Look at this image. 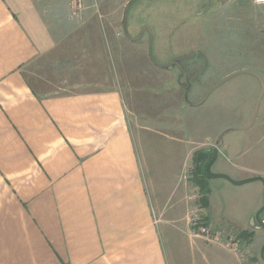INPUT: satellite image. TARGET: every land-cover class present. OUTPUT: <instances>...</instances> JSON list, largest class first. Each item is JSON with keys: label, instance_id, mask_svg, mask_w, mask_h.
<instances>
[{"label": "crops", "instance_id": "0c3cea01", "mask_svg": "<svg viewBox=\"0 0 264 264\" xmlns=\"http://www.w3.org/2000/svg\"><path fill=\"white\" fill-rule=\"evenodd\" d=\"M78 1L82 10L71 15L70 0H0V264H171L161 224L174 233L171 247L176 248L178 235L200 253L205 241L190 237L186 224L187 210L194 203L199 205L201 195L191 181L193 176H188L194 165L207 164L216 148L214 163L219 161V167L215 172L210 169L214 174L235 182L264 180V169L243 158L250 148L237 144L243 138L224 146L221 137L226 132L213 142L206 141L211 147L199 143V149L187 148L173 137L180 160L178 174L173 176L176 185L168 188L174 179L166 172L161 152L165 159L176 151L164 142L171 141L169 122L154 127L148 123L154 119L138 118L128 107L118 86V53L113 49L111 57L107 45L116 47L117 38L110 34L114 31L106 35L99 24L89 29L101 18L96 6L103 0ZM227 1L236 12L257 4L253 0L223 2ZM113 2L126 6L129 0ZM181 80L186 101V84ZM206 94L194 103L202 104ZM254 119L229 130L248 129ZM225 148L229 163L220 158ZM189 154L191 162H187ZM209 180L226 181L229 191L260 182L264 192L261 180L235 185L207 177L208 205L202 215L224 235L227 229L229 234L264 230L254 226L260 202L253 198L246 201V224L237 232L231 231L235 228L230 224L224 227L225 216L217 218L211 202ZM170 202L171 207L184 209L178 228L174 210L165 214L163 209ZM232 215L229 212V219L235 221ZM252 240L243 242L248 247ZM176 259L180 264L179 255Z\"/></svg>", "mask_w": 264, "mask_h": 264}, {"label": "rangeland", "instance_id": "374dc122", "mask_svg": "<svg viewBox=\"0 0 264 264\" xmlns=\"http://www.w3.org/2000/svg\"><path fill=\"white\" fill-rule=\"evenodd\" d=\"M124 6L115 5L113 0H103L102 5L96 6L101 18L89 29H97L100 25V31H104L106 35L110 30L114 31L110 34L118 41L115 39L116 47H112L110 42L107 43L111 50L109 55L112 57V51L116 48L117 60L121 63L118 86L133 113L138 118L144 115L154 119L156 122H148L154 127L161 126L163 121L169 122L171 141L164 142L171 150L176 151L164 159L162 150L161 159L171 178L178 174L180 160L178 147H175L177 142L173 141V137L181 139L187 148L199 149L198 146H202L198 145L199 143H204L203 146L207 145V148L211 147L206 141L211 139L213 142L223 132H226L221 137L224 146L232 143L234 139L237 142L243 138L237 144L244 149L250 147L247 151L243 150V158L250 163L254 161L256 166L264 169V12L256 13V10L264 9V5L254 4L255 7H247L249 10L236 12L233 5L230 10L229 1L135 0L127 15L128 33L134 37L141 31L140 27L151 28L152 57L159 64L171 63V66L167 67L169 70L160 69L149 60L147 48L150 41L147 32V38L142 35L136 41H130L124 36L121 27ZM184 64L196 67L198 71L195 72L194 78L186 79L183 76L181 80L187 83V101L182 98L183 90L178 82V69ZM234 73L236 74L231 78L215 87L202 104L195 106L194 102L204 96L219 78ZM254 115V124L250 128L229 130L249 125L250 118L252 120ZM146 135L155 139L158 137L155 133ZM148 139L151 138H146ZM223 153L224 157L220 158L229 163V152L226 148ZM191 161L192 155L189 154L187 162ZM218 167L219 161L213 164L211 170L215 172ZM190 175L192 174H188ZM176 181L177 179H174V184L167 187H175ZM221 182L226 186H218ZM209 183L212 189L211 202L217 218L222 219L224 215L222 224L224 227H229L230 224L235 228L232 232H237L236 229L239 230L245 223L243 217L247 199L253 198L260 202L257 211L262 208L263 187L260 182L254 181L232 191H229V183L224 180H209ZM171 205L172 202L163 209L165 214L174 210V227L178 228L184 209L179 205ZM234 205L237 208H234ZM229 212L236 217L235 221L229 219ZM260 217L264 219V213ZM253 230L252 244L248 247L243 244L247 250L246 260L249 264H264V230ZM227 231L229 232V229ZM228 232L226 234H229ZM160 234L165 240L171 264H174V260L175 264H178L177 255L180 264H239L232 252L206 242H201L202 252L196 253L187 238L175 235L177 246L171 247L169 239H173L174 233L169 232L164 224L160 225ZM237 234L234 235L245 242L241 234Z\"/></svg>", "mask_w": 264, "mask_h": 264}, {"label": "built area", "instance_id": "2783aa9c", "mask_svg": "<svg viewBox=\"0 0 264 264\" xmlns=\"http://www.w3.org/2000/svg\"><path fill=\"white\" fill-rule=\"evenodd\" d=\"M254 3L263 4L264 0H253ZM70 8L73 13H79L82 6L78 0H70ZM187 234L190 237L203 239L206 243L218 245L232 252L238 259L239 264H249L246 260L247 251L243 247V241L234 234L224 235L223 233L212 228L204 219L202 209L194 203L187 210ZM264 222V219H262Z\"/></svg>", "mask_w": 264, "mask_h": 264}, {"label": "water", "instance_id": "95a60500", "mask_svg": "<svg viewBox=\"0 0 264 264\" xmlns=\"http://www.w3.org/2000/svg\"><path fill=\"white\" fill-rule=\"evenodd\" d=\"M135 0H129V2L126 4L125 8H124V11H123V18H122V30H123V34L129 38L130 40L132 41H136L138 40L144 31L147 32L148 36H149V47H148V54H149V57H150V60L157 66L161 67V68H167L169 66H171L170 64H158L157 62L154 61L153 57H152V30L151 28H142L141 31L139 32V34L135 37H131L128 32H127V15H128V10H129V7L131 6V4L134 2ZM221 2H223L224 0H220ZM186 57V56H185ZM183 57V58H185ZM238 73V72H237ZM236 73L234 74H231L230 76L227 75L225 78H223L222 80H220L219 82H217L209 91L208 93L206 94V96L212 91L215 89V87H218L221 83H223L224 81L228 80L229 78H231L233 75H235ZM261 83V86H262V90H261V95H262V92H263V82L262 80L260 81ZM205 96V97H206ZM185 100L187 101V89L185 90ZM196 105V104H195ZM255 115L253 116L252 120L254 119ZM217 157V149H213V154H212V157L210 158V160L208 161V163L206 164L205 166V174L208 178H221V179H225L227 181H229L230 183L232 184H235V185H242L244 183H247V182H251L253 180H261L263 182V186H264V180L261 179L260 177H255V178H251V179H247L245 181H240V182H235V181H232L228 176L224 175V174H214L211 172V165L214 163L215 159ZM264 194V192H263ZM263 199H264V195H263ZM264 209V204H263V207L255 214V221H254V226L256 227H262L264 228V222L262 221L260 215L262 213ZM261 256L263 258V254H262V250H261Z\"/></svg>", "mask_w": 264, "mask_h": 264}, {"label": "trees", "instance_id": "16d2710c", "mask_svg": "<svg viewBox=\"0 0 264 264\" xmlns=\"http://www.w3.org/2000/svg\"><path fill=\"white\" fill-rule=\"evenodd\" d=\"M200 158V160L205 159V156L203 155H199L198 158ZM209 158V157H208ZM207 158V159H208ZM206 164V163H205ZM205 164H202V166L200 164H195L194 165V170H193V174H192V182L198 186L199 190H200V199H199V205L201 207V209L207 207L208 205V187H207V177L205 174ZM241 238L245 239V242H250L253 238V233L252 232H247V231H242L241 233ZM239 234V235H240Z\"/></svg>", "mask_w": 264, "mask_h": 264}, {"label": "flooded vegetation", "instance_id": "af4514ba", "mask_svg": "<svg viewBox=\"0 0 264 264\" xmlns=\"http://www.w3.org/2000/svg\"><path fill=\"white\" fill-rule=\"evenodd\" d=\"M211 1V0H210ZM209 2V1H208ZM220 5H221V3H220ZM143 27V26H142ZM142 27H140V29L142 28ZM140 29H139V31H140ZM138 31V32H139ZM146 37L147 38V34H146V32L145 33H143V37ZM142 37V38H143ZM186 65V66H185ZM197 70H196V67H190L189 65H187V64H184L183 66H182V68L181 69H178V76H179V79H178V82H180V79H182L183 78V76H185V78L187 79V78H189V79H191V78H193L196 74H195V72H196ZM198 72V71H197ZM186 82L184 81L183 82V84H185ZM187 84V83H186Z\"/></svg>", "mask_w": 264, "mask_h": 264}]
</instances>
